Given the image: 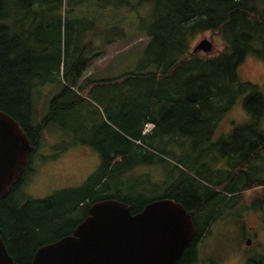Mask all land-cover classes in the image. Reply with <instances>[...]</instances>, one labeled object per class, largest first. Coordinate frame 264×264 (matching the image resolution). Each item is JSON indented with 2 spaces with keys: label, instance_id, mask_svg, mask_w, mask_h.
Here are the masks:
<instances>
[{
  "label": "trees",
  "instance_id": "1",
  "mask_svg": "<svg viewBox=\"0 0 264 264\" xmlns=\"http://www.w3.org/2000/svg\"><path fill=\"white\" fill-rule=\"evenodd\" d=\"M110 1L0 0V111L20 123L34 146L31 155L51 123L81 133L102 155L99 169L82 185L21 203L14 196L30 170V155L22 179L0 200V235L17 264H31L40 246L72 234L90 205L108 198L127 203L133 213L159 197L181 202L195 235L177 264H197L213 224L230 215L246 191L254 190L252 205L264 212V94L239 73L250 54L264 59V0H145L154 3L156 15L137 24L150 38L142 69L99 78L89 72L102 53L88 41L91 28H116L105 44L123 35L111 21L99 24L106 9L95 21L75 10L90 2L107 8ZM208 30L222 35L224 47L212 57L188 56L196 36ZM43 83L60 89L49 112L34 123L33 95ZM242 97L251 120L232 129L225 168L196 177L175 165L179 174L161 196L135 191L140 181L132 183L127 172L166 161L162 145L170 138L215 134ZM148 123L154 128L144 134ZM252 264H264V256Z\"/></svg>",
  "mask_w": 264,
  "mask_h": 264
},
{
  "label": "rangeland",
  "instance_id": "2",
  "mask_svg": "<svg viewBox=\"0 0 264 264\" xmlns=\"http://www.w3.org/2000/svg\"><path fill=\"white\" fill-rule=\"evenodd\" d=\"M104 9L106 12L99 24L109 21L117 24L115 27H119L118 32L123 37H116L113 42L105 44L107 35L110 36L116 28L107 32H104L103 25L100 29L96 28L97 30L91 28L88 41L96 51L102 53L92 61L89 72L101 78L142 69L144 48L150 38L137 29V24L145 25L155 19L154 3L145 0H111L107 8H104L103 2H90L78 6L75 13L78 17L95 21V16ZM203 39L213 44L211 51H195ZM223 47L222 35L218 31L208 30L196 36L188 56L197 54L212 57ZM239 73L242 80L256 84L264 94V59L250 54L240 65ZM59 89V85L55 83H43L35 89L34 123L42 121L49 112L50 101ZM242 99L243 97L239 98L232 110L226 114L215 134L170 138L162 145L165 150L162 155L166 161L139 164L127 172L125 178L132 183L140 181L136 192L146 191L147 198H156L164 193L167 183L175 175L178 176L179 169L175 165L196 177L224 168L228 165V157L222 155V150L232 146V129L251 120L250 114L243 107ZM100 109L102 111L101 107ZM262 124L264 126V118ZM209 137L210 140L207 139ZM202 147L205 150L201 151ZM30 161V170L26 173L19 192L14 196L21 203L28 198H44L59 189L82 185L99 169L102 155L81 133L51 123L44 130L42 144L31 155ZM260 167L264 168V164L260 163ZM244 194L245 199L230 215L213 224L211 233L200 245L197 264H252V260L264 256V212L252 205L254 190ZM248 238L252 239L251 245L246 243Z\"/></svg>",
  "mask_w": 264,
  "mask_h": 264
},
{
  "label": "water",
  "instance_id": "3",
  "mask_svg": "<svg viewBox=\"0 0 264 264\" xmlns=\"http://www.w3.org/2000/svg\"><path fill=\"white\" fill-rule=\"evenodd\" d=\"M212 48L203 39L195 51ZM33 150L20 123L0 111V200L22 179ZM194 235L191 213L173 198H156L137 213L108 198L92 203L72 234L40 246L31 264H177ZM0 264H17L1 235Z\"/></svg>",
  "mask_w": 264,
  "mask_h": 264
},
{
  "label": "flooded vegetation",
  "instance_id": "4",
  "mask_svg": "<svg viewBox=\"0 0 264 264\" xmlns=\"http://www.w3.org/2000/svg\"><path fill=\"white\" fill-rule=\"evenodd\" d=\"M222 155H226V156L228 157V160L230 159V156H231L230 154L228 155V150H227V149H226L224 152H223V150H222ZM228 160H227V161H228ZM229 161H230V160H229ZM226 166H227V165H225L224 168H225ZM222 167H223V165H222ZM6 246H7V249H8V251H9V253H10V250H9V249H10V246H9V245H6Z\"/></svg>",
  "mask_w": 264,
  "mask_h": 264
},
{
  "label": "built area",
  "instance_id": "5",
  "mask_svg": "<svg viewBox=\"0 0 264 264\" xmlns=\"http://www.w3.org/2000/svg\"><path fill=\"white\" fill-rule=\"evenodd\" d=\"M153 129V125L152 124H148L144 130V133H147L149 131H151Z\"/></svg>",
  "mask_w": 264,
  "mask_h": 264
},
{
  "label": "bare ground",
  "instance_id": "6",
  "mask_svg": "<svg viewBox=\"0 0 264 264\" xmlns=\"http://www.w3.org/2000/svg\"><path fill=\"white\" fill-rule=\"evenodd\" d=\"M203 51V50H202ZM205 52V51H204Z\"/></svg>",
  "mask_w": 264,
  "mask_h": 264
}]
</instances>
